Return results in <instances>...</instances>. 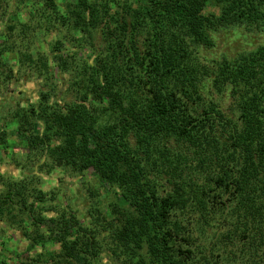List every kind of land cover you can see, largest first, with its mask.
Masks as SVG:
<instances>
[{
  "label": "trees",
  "instance_id": "1",
  "mask_svg": "<svg viewBox=\"0 0 264 264\" xmlns=\"http://www.w3.org/2000/svg\"><path fill=\"white\" fill-rule=\"evenodd\" d=\"M35 5L39 20H56L85 47H98L97 39L101 47L92 62L77 64L55 44L49 57L73 74L66 91L75 99L60 104L43 92L12 119L28 145L43 147L55 164L92 170L120 190L130 207L115 205L107 223L100 220L111 229L114 255L128 254V264H225L231 257L264 264V44L210 65L196 49L215 45L212 32L220 28L264 30V0H65L69 16L55 0ZM33 21L22 22L21 40ZM37 53L42 74L50 58ZM207 79L220 98L229 91L231 113L204 94ZM7 135L1 128L0 144ZM6 185L2 214L35 206L24 181ZM59 216V229L47 221L60 243L52 264L97 259L96 232ZM196 223L213 230L212 248L197 242ZM143 248L147 260L134 259Z\"/></svg>",
  "mask_w": 264,
  "mask_h": 264
},
{
  "label": "rangeland",
  "instance_id": "2",
  "mask_svg": "<svg viewBox=\"0 0 264 264\" xmlns=\"http://www.w3.org/2000/svg\"><path fill=\"white\" fill-rule=\"evenodd\" d=\"M40 1L44 3V0ZM55 1L60 13L69 16L65 10V0ZM35 4L37 0H0V129L6 128L8 131L5 141L0 144V199H3L7 191L8 182L24 181L31 193L29 201L36 202L33 208L30 207L24 213H20L17 207L11 209L12 214L0 212V264H52L54 261L51 255L58 250L60 243L57 237L49 236L50 223L47 224V221L53 219L51 225L59 229L61 223L57 219L63 212L67 217L73 216L80 222L81 226L76 223L70 226L72 233L76 232L75 225L77 228L89 227L96 232L95 236L101 245L100 256L88 260L89 264H128V254L114 255L112 249L116 243L111 229L109 226L103 228L104 223H100V220L107 223L112 217L111 211L115 205L126 209L130 207L120 190L106 185L92 170L80 173L70 167L55 164L43 147L36 149L28 145L26 135L18 133L17 122L12 119L16 110L36 103L43 92L50 91V100L60 104L75 99L73 92L66 91L73 74L63 73L53 65L54 59L49 57L55 44L61 41V45H57L58 50L73 53L77 64H82L85 60L92 62L101 47V40L98 39L93 43L98 47H92L86 41L85 47L77 40L80 36L77 31L72 30L69 33L66 25H56V20L40 21L35 17L39 11V6ZM27 20L34 21L30 22L29 38L24 41L19 35L24 28L22 22ZM36 21L40 22L36 25ZM212 37L215 45L196 48L200 61L207 65L224 58L235 59L240 54L264 44V30L250 31L246 26L220 28L212 32ZM38 50L46 52L50 58L45 65L49 71L46 72L44 66L42 74H39ZM28 54H32L34 60ZM204 94L218 99L221 102L220 107L227 114L231 113L232 100L229 91L220 98L207 79ZM162 183L167 190L170 188L167 180L164 179ZM165 188L163 189L166 190ZM38 195L43 196L41 202L36 199ZM181 213L182 211L176 212V216L181 217ZM39 216L45 219L42 221L45 225L36 222V217ZM196 224L194 234L197 242L202 249L212 248L216 242L213 230L206 225ZM35 231L43 233L45 237L37 240ZM146 251V248L141 249L134 259L147 260ZM237 256L241 258L240 252H237ZM232 259L231 257L224 263L237 264ZM241 260H238L239 264H245Z\"/></svg>",
  "mask_w": 264,
  "mask_h": 264
}]
</instances>
